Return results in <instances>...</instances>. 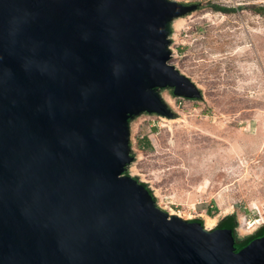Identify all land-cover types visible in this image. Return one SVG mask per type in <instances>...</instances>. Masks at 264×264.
Returning <instances> with one entry per match:
<instances>
[{
  "label": "water",
  "instance_id": "95a60500",
  "mask_svg": "<svg viewBox=\"0 0 264 264\" xmlns=\"http://www.w3.org/2000/svg\"><path fill=\"white\" fill-rule=\"evenodd\" d=\"M176 0H0V264H264V234L172 214L131 120L202 91L171 57Z\"/></svg>",
  "mask_w": 264,
  "mask_h": 264
},
{
  "label": "rangeland",
  "instance_id": "374dc122",
  "mask_svg": "<svg viewBox=\"0 0 264 264\" xmlns=\"http://www.w3.org/2000/svg\"><path fill=\"white\" fill-rule=\"evenodd\" d=\"M176 1L199 6L173 21L169 62L202 97L161 89L174 115L131 120L135 159L125 174L147 183L160 207L207 229L233 214L242 240L264 225V16L252 8L264 0Z\"/></svg>",
  "mask_w": 264,
  "mask_h": 264
},
{
  "label": "trees",
  "instance_id": "16d2710c",
  "mask_svg": "<svg viewBox=\"0 0 264 264\" xmlns=\"http://www.w3.org/2000/svg\"><path fill=\"white\" fill-rule=\"evenodd\" d=\"M212 7L215 10H218V11L227 12V11L232 10L230 8L223 7V6H220V5H212ZM252 8H253L254 11H256L257 13H259V14L264 16V6H255V5H253ZM145 141L147 143L150 142L149 138H146ZM142 184L145 185L153 193L152 189L148 186L147 183L142 182ZM154 199L156 200L155 196H154ZM196 220H198V221L203 223V220L200 219V218H198ZM236 226H237V223H236V220H235V216L233 214H230V215L225 216L223 218V220H221L213 229L210 230V232L214 233V232H217V231L221 230L222 228H229V229H231L234 232L235 237H237ZM260 231H258L257 233H259ZM255 237L256 236L254 234H252V235H249V236H247L246 238H244L242 240H238V238H237V241H239L240 245H244V244L248 243L251 239H253Z\"/></svg>",
  "mask_w": 264,
  "mask_h": 264
},
{
  "label": "flooded vegetation",
  "instance_id": "af4514ba",
  "mask_svg": "<svg viewBox=\"0 0 264 264\" xmlns=\"http://www.w3.org/2000/svg\"><path fill=\"white\" fill-rule=\"evenodd\" d=\"M260 230H261V231H260ZM258 231H260V232L257 233ZM253 234H254L256 237H258V236L264 234V225L258 227V228L256 229V231H254ZM256 237H255V238H256ZM236 240H237V237H236ZM238 243H239V241H238Z\"/></svg>",
  "mask_w": 264,
  "mask_h": 264
},
{
  "label": "bare ground",
  "instance_id": "6f19581e",
  "mask_svg": "<svg viewBox=\"0 0 264 264\" xmlns=\"http://www.w3.org/2000/svg\"><path fill=\"white\" fill-rule=\"evenodd\" d=\"M258 222H260V221H259V220H256V222H255V223H258ZM213 225H214V224H213ZM213 225H212V226H213ZM212 226H211V227H212ZM207 227H209V226H207Z\"/></svg>",
  "mask_w": 264,
  "mask_h": 264
}]
</instances>
